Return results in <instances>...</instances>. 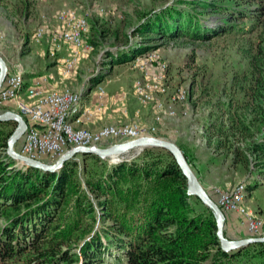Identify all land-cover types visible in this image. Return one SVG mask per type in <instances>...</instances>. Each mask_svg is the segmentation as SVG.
I'll list each match as a JSON object with an SVG mask.
<instances>
[{
    "label": "trees",
    "instance_id": "16d2710c",
    "mask_svg": "<svg viewBox=\"0 0 264 264\" xmlns=\"http://www.w3.org/2000/svg\"><path fill=\"white\" fill-rule=\"evenodd\" d=\"M6 1L0 5L7 7ZM180 2L186 6L168 5L146 14L131 32L138 40L126 36L124 46L105 51L104 63L110 67L136 61L154 51V37L239 40L248 67L234 74L233 82L248 96L252 120L250 125L241 118L227 123L220 112L202 133L214 151H231L233 162L264 178V0ZM21 4L27 9L30 2ZM207 10L221 13V20L204 22L201 13ZM247 18L255 24L233 23ZM259 26L257 36L250 38ZM104 78L102 72L91 76L82 96ZM0 124L14 126L0 139V264H219L209 257L213 251L223 260L220 264H264V244L221 250L212 211L192 204L186 178L165 148L146 146L136 157L110 165L97 154L77 153L59 169L45 171L17 165L6 153L16 122ZM78 158L98 161L83 189L76 173ZM245 185L248 193L258 186ZM251 247L259 248L256 255L242 256Z\"/></svg>",
    "mask_w": 264,
    "mask_h": 264
},
{
    "label": "rangeland",
    "instance_id": "374dc122",
    "mask_svg": "<svg viewBox=\"0 0 264 264\" xmlns=\"http://www.w3.org/2000/svg\"><path fill=\"white\" fill-rule=\"evenodd\" d=\"M28 1L30 5L27 9L22 7V0H7V7L0 5V56L6 64L9 61L13 63L15 70L11 72L7 70L9 74H23L21 67L26 62L33 63V66L37 65L39 69L49 68L57 78L58 90H49L43 94L38 92L39 95L32 99L25 94L20 99L10 100L4 105L11 102H43L54 93L68 90L82 96L90 77L102 72L105 78L94 83L87 94L82 96V100L91 104L98 102V92L104 90L107 93L105 98L108 97L110 105L114 103L106 113V119L110 123L101 124L102 127L99 126L98 130L75 125L76 130L100 133L108 128L130 125L149 130L148 136H158L174 142L184 155L198 184L215 203L217 198L215 189L234 192L242 185L256 182L257 188L252 189L250 193L246 192L247 195L240 203L241 208L251 212L253 217L264 225V178L254 170L248 172L242 163L233 162L231 151H214L204 140L202 133L209 121L220 112L224 114L227 123L231 119L235 124L241 118L250 125L249 122L252 120L253 112L246 108L248 96L233 82L234 74L245 71L248 67L247 59L239 52V40L227 36L203 42L191 41L186 37L175 40L154 37L152 40L156 44L152 49L154 51H148L146 56L143 55L136 61H142L145 57L148 61L157 59L161 62L166 94L154 92L151 100L144 101L137 92L136 84L139 80L155 76L147 74L142 62H137L136 68H133L131 62L107 67L104 63L105 51L115 52L117 48L124 46L126 36H130L132 42L137 41L138 37L132 36L131 32L145 20L149 12L162 11L168 5L184 8L186 6L184 3L180 0ZM225 2L233 4V1ZM64 9L75 10L87 19L89 28L87 35L83 36L82 46L76 51L69 44H63L58 53L51 55L60 32L64 30L58 19L59 13ZM201 17L204 22L213 24L221 20L222 14L207 10L201 13ZM255 22L251 18L233 21L241 26H251ZM260 29L261 26L250 35V38H255ZM38 33L40 38H33ZM91 40L95 44H92ZM73 55L77 56V59L71 73L66 75L61 72V68L64 60ZM39 57L42 59L41 62ZM180 89L187 92V98L185 101L175 102L173 98ZM4 105L0 107V114L6 112L7 107ZM23 106L16 104L17 109L13 112L19 113L25 119L20 110ZM140 110L144 111L147 117L152 116V122L139 119ZM13 127V124H0V139L5 131ZM252 131L254 132V127ZM256 134L259 135L258 132ZM21 137L14 144L15 150L21 143ZM142 150L143 148H132L120 154L118 162L130 160ZM102 159L109 165L117 163L112 162L109 157ZM76 161L78 184L83 189L84 180L93 172V167L98 161L88 159L83 162L81 158ZM23 164L25 163L19 161L17 165ZM189 199L196 208L204 211L206 207L204 204L194 196ZM236 217L237 215L233 213L224 214V237L230 240L250 237ZM260 237H264V227ZM208 249L213 251L212 247ZM258 250V247H251L244 251L242 256L256 255ZM209 257L212 258L211 261L219 264L223 261L214 251ZM261 259H264V255Z\"/></svg>",
    "mask_w": 264,
    "mask_h": 264
},
{
    "label": "built area",
    "instance_id": "2783aa9c",
    "mask_svg": "<svg viewBox=\"0 0 264 264\" xmlns=\"http://www.w3.org/2000/svg\"><path fill=\"white\" fill-rule=\"evenodd\" d=\"M69 20H73L72 17H69ZM62 37L69 38L72 41V47L75 48L74 51L83 44V41H80V31H78V38H71V31L69 36ZM76 59L77 56L73 55L64 60L63 65L67 72H71ZM135 62H142L143 69L150 75L157 76V73H160V61H157V59L155 61H148L146 58L142 61L132 60L131 64H133V68H135ZM10 75L16 74H9L7 72L0 85V107L10 101L7 100V92L11 89ZM33 92L46 91H44L37 82L33 84ZM104 96H106L105 91L100 90L98 92V97ZM15 104H23L26 107V114L30 117V122H37L41 127V136H39L37 146L29 147V138H25L23 132L21 143L17 151L24 156L43 162L52 163L70 148L81 144H90L103 148L117 142L147 137L145 132H139V128L137 127H115L114 131H110L99 137L74 134L69 127L63 126V109H70L73 105V103H68V98L37 103L15 102ZM101 106L102 104H97L96 102L85 116L93 115L94 109H99ZM46 159L48 161H46ZM215 193L217 195L216 204L222 213L227 215L233 213L237 215L240 224L243 229H245L248 236L260 237V231H263V225L248 219V216L241 210V203L237 199V192L215 189Z\"/></svg>",
    "mask_w": 264,
    "mask_h": 264
},
{
    "label": "bare ground",
    "instance_id": "6f19581e",
    "mask_svg": "<svg viewBox=\"0 0 264 264\" xmlns=\"http://www.w3.org/2000/svg\"><path fill=\"white\" fill-rule=\"evenodd\" d=\"M69 17H72L73 20H69ZM58 19L63 24L64 30L60 32V36L53 46V50H52L51 55L56 54V52L58 53V51H60L62 49L63 44H69L70 46H72V41L69 38H64L62 36H69L70 31H71V38H78V31H80V41H83L84 40L83 36H84V34L87 33L88 28H89V24H88L87 19H85L84 17L79 15L75 10H69V9L62 10L58 15ZM40 32H43V31L40 30ZM33 38L39 39L40 34L38 33L37 36L34 35ZM151 52H153V51H151ZM144 56H146V55H144ZM136 63L137 62H135V68H136ZM72 69H71V71H72ZM63 73L67 75V74H70L71 72H67L65 67H64ZM150 76H154V75H150ZM24 79L25 78L23 77V74H16L13 76L10 75L11 89L7 92V100H17V99L21 98L22 92L25 89ZM164 83H165V76L161 72V62H160V73H157V76H155V77H150V78H146V79L144 78L143 80H139L136 84V89H137V92L139 93V95H141V97H143L144 101L151 100L152 94L154 92H157V93L163 92L164 94H166L165 93L166 89L164 87L166 85H164ZM43 93H45V92H42V94ZM49 93H53V92H49ZM175 93H176V91H175ZM175 93H173V95H175ZM27 95H28L29 99H32V98L37 97V95H39V93L33 92V87H29L27 89ZM173 95H171V96H173ZM66 98H68V103H73V105L70 107V109H63V116H64L63 126L69 127L71 132H73L74 134H80L82 136L99 137V136L104 135L105 133H109L110 131H114V128L105 129L104 131H102L100 133H92L90 131L76 130L74 128L75 125L80 126L83 123L84 119H87V121H88L89 119H91L90 117L92 115L85 116V114L90 110H88L87 108H83V105L81 103L82 96L77 95V94H75L69 90L66 92H63V93H54L51 97H49L48 99H45L43 102L53 101V100H58V99H66ZM99 98H103V97H99ZM186 98H187V92L185 90L180 89L177 91V94L175 95L173 100L175 102L185 101ZM18 105H23V104H18ZM102 107L103 106H101L100 108H102ZM100 108L94 109V110H100ZM20 110H21V113L26 117L25 118L26 119L25 129H27V130H24V137L29 138V147H36L38 142H39V136H41V127L37 122H30V117L26 114V107L23 106L20 108ZM120 127H134V126L125 125V126H120ZM137 128H139V127H137ZM153 131H155V129ZM139 132H145V134L148 136L150 131L147 129L145 130V129L139 128ZM78 146L96 147V146L90 145V144H81ZM129 150H127V151H129ZM127 151H125V152H127ZM119 155H112L109 158L113 160L112 162H118ZM194 186L196 188L199 187L196 180L194 182ZM234 192H237V199L241 202L244 199V197L247 195L246 194V192H247L246 186L242 185L239 188H237ZM241 210L248 216V219H251V220L255 221L256 223H260V221L258 219L253 217L251 212L246 211L244 208H241ZM263 227H264V225H263ZM260 235H261V231H260Z\"/></svg>",
    "mask_w": 264,
    "mask_h": 264
},
{
    "label": "water",
    "instance_id": "95a60500",
    "mask_svg": "<svg viewBox=\"0 0 264 264\" xmlns=\"http://www.w3.org/2000/svg\"><path fill=\"white\" fill-rule=\"evenodd\" d=\"M7 70H8L7 64L4 61V59L0 56V85L2 84L7 74ZM9 120L15 121L16 126L13 132L11 133V135L9 136V138L7 139L6 153L13 159L25 163L26 165L40 168L45 171H55L59 169L66 160H68L77 153L97 154L98 156L105 158V157H110L112 155H119L131 148L142 149L146 146L163 147L172 154L179 168L181 169L183 175L185 176L187 181V195L196 197L202 204H204L212 211L216 223V237L218 239L222 251L232 252L251 244H264V237H246L236 240H230L224 237L223 234L224 214L219 209L217 204L209 197V195L198 184V181L194 173L190 169L181 150L174 142L170 140L158 136H147V137H141V138L117 142L113 145L103 148L93 147V146L91 147L76 146L67 150V152H65L62 156L57 158L54 162L48 163V162H43L40 160L29 158L27 156L20 154L17 150H15L14 144L22 136L26 127V121L17 112L6 111L0 114V121H9ZM195 180L199 185L198 188L194 186Z\"/></svg>",
    "mask_w": 264,
    "mask_h": 264
},
{
    "label": "crops",
    "instance_id": "0c3cea01",
    "mask_svg": "<svg viewBox=\"0 0 264 264\" xmlns=\"http://www.w3.org/2000/svg\"><path fill=\"white\" fill-rule=\"evenodd\" d=\"M41 61H42V59H41V57H39V62H41ZM32 64L33 63L26 62L21 67L23 69L24 73H23V71H21V72L23 73V77L25 78L24 79L25 89L23 90L21 97L23 95L27 94V89L29 87H33V84H35L37 82L39 83V86L44 91L55 90L57 88V85H58L57 78L54 77V74H52V72L49 68L46 70L43 68L39 69V68H37V65L33 66ZM7 66H8V71L11 72V71L15 70L12 62L9 61ZM63 68H64V65L61 68V72H63ZM56 90H58V89H56ZM106 95H107V93H106ZM81 103L83 105V108H87L88 110H91V108H93V105L96 104V102L91 104V103H88V101H84V100H81ZM97 104H102L103 107L101 108V110H94L93 115L90 117L91 119H89L88 121H87V119H84L83 123L81 124L82 127L88 128L90 130H98L99 129L98 127L101 126V124H103L105 122L110 123L106 119V113L108 111H110L111 106H113L114 103H111V105H110V103L108 101V97L105 98V96H104L103 98L98 97ZM4 107H7L5 109L6 111H16V109H17L15 102H11L7 105H4ZM140 111L141 112L139 115V119H141V120L144 119V121L149 122L151 120L152 116L147 117V115L144 113V111H142V110H140ZM152 120L150 122H152ZM106 125H108V124H106ZM111 126H114V125H111ZM236 218L238 219V217H236Z\"/></svg>",
    "mask_w": 264,
    "mask_h": 264
}]
</instances>
